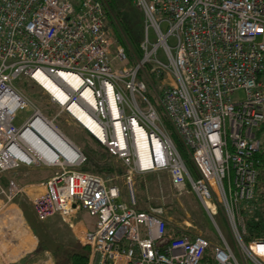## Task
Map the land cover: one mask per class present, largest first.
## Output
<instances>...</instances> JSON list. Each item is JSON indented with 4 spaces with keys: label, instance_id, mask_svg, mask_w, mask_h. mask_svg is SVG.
Instances as JSON below:
<instances>
[{
    "label": "built area",
    "instance_id": "2783aa9c",
    "mask_svg": "<svg viewBox=\"0 0 264 264\" xmlns=\"http://www.w3.org/2000/svg\"><path fill=\"white\" fill-rule=\"evenodd\" d=\"M133 3L143 28L141 55L129 61L120 40L103 29V0H0V175L49 165L23 140L43 117L15 85L29 80L54 117L70 116L123 169L127 200L114 176L80 171L82 155L56 164L45 191L31 200L40 221L57 215L70 223L79 210L95 219L92 230L78 234L86 264L97 256L98 264H241L221 235L219 214L250 264H264V241L245 244L241 237L264 124V0ZM25 107L31 114L16 126ZM156 171L167 173L179 195L190 192L211 220L220 236L211 262L201 261L209 245L201 234L172 238L162 207L136 210L135 178ZM20 192L12 180L0 186L7 203ZM184 223L183 230L192 229Z\"/></svg>",
    "mask_w": 264,
    "mask_h": 264
},
{
    "label": "rangeland",
    "instance_id": "374dc122",
    "mask_svg": "<svg viewBox=\"0 0 264 264\" xmlns=\"http://www.w3.org/2000/svg\"><path fill=\"white\" fill-rule=\"evenodd\" d=\"M107 2H109L110 5H112L111 2L116 4L115 5L116 9L113 8L114 14L117 12L118 14L121 15V17L125 21H127L130 24L133 23V26L136 24L139 25V23H140L139 20L140 19L142 20V15H141V12L138 9V7L133 3V0H103V4H104L103 29L105 30L107 36H109L112 40L116 39L114 27L112 25V22L114 20H113V16H112L113 14L109 13L107 10ZM134 17H136V19H137V17H139V19L136 20V19H134ZM140 31L142 33L141 28H140ZM114 66H116V63ZM15 85L17 88H19L20 91H23L24 95L34 104V106L39 110L40 114L48 122H50L51 125L58 132H60L66 139H68V141L72 145H74V147H76L80 151V153H81L80 155H82V157H84V154L85 155L90 154L92 156V159L95 161L99 160V162H103V160L105 159V160H107L106 162H112L114 164V167L117 166V167L122 169L120 162L118 160H116L115 158H113L107 151H105L104 148L100 144L99 145L101 146V148L99 146L93 144L94 148H96V150H98V153H89L87 151V148L84 147V145L82 144V142L78 141L75 137L82 135L84 138H86L88 140V137L90 138V136L83 129H81L79 127V125L70 116H68L66 114H61L58 117H54V114H55L54 112L56 111V109L52 108V107H50V105H48V101H47V97H46L45 93L36 83L34 84V82L22 79L20 82L17 81ZM31 111L32 110L29 107H25L22 110L18 111L17 115H16L17 119L15 121V125L20 126L22 124V122L27 117H29V115L31 114ZM67 132H69L70 135L67 134V136H66L64 134ZM75 133H77V134L75 135ZM258 137L260 139V142L264 143V131H262ZM174 143L176 144V146H178L177 142L174 141ZM102 156L104 157V159H100V158H102ZM24 168L32 170V173L37 172L38 171L37 169H39L42 172L41 177H46V176L48 177L50 174H52V172H54L55 170L58 169V166H56V164L55 165L41 164L40 166L33 165L32 167L20 166L19 169H24ZM16 170H18V168ZM13 171H9V172H6V173H3L2 175H0V181H1L0 186L5 187V185L3 183L4 178H6V180L11 179L14 183H16V181L18 183L19 182L23 183V180L26 177L22 176V175L15 177L14 174H15V172H18V171H14V172ZM103 176L104 177L105 176H110V177L114 176L115 180L111 183L119 185L120 189H122V193L123 192H124V194L127 193V190H126L125 185H124V179H123L122 173L118 175L117 173L113 172L111 174H106ZM137 177L142 178L143 179L142 181L144 184V186H138L137 180L135 179L136 182L134 180L135 194L140 196L139 202H140V205L142 208L146 207V209H149V208H155V207L160 206L164 209V211H168L169 209H171L173 211V214L170 216L168 215V216L170 218H172L173 221H174L173 218L176 215H178V214L181 215L179 212L185 213V215L187 216L186 219H188V217H190L192 215L191 212H195L197 214V210H199V208H198V202L195 199V197L190 192H182L181 195H179L178 192L173 187H171L167 173H165L163 171L162 172L156 171V172H151V173L141 175V176H137ZM13 178H15L16 181ZM143 204H144V206H143ZM26 212L29 214V218H33L32 220H34V221L37 220V219H35V217L32 213L33 211H31L30 209L29 210L26 209ZM242 218H243L242 220H243V225H244V229H245V219H244L245 217H242ZM215 220H216V222L220 228L222 237L225 239V241L227 242L229 247L233 250V253H234L236 259L238 260V262H240L241 264H245V262H247V264H250V261L247 259L245 254L238 250V248L240 249V246H239L240 242H239V240H236L235 236H232L229 233V230L227 228V225H226L225 220L223 219L222 215L221 214L217 215L215 217ZM182 221H185V220L182 219ZM175 222L176 221H174V224H175ZM202 222H204L205 226H207V223L209 224V231L213 235L212 239H213L214 243L217 244L219 242L220 236L218 235L217 231L215 230L211 220L206 217V218H203ZM33 223L35 224V222H33ZM188 223L191 224L190 222H188ZM37 224L38 223H36V225ZM192 230L196 233H200V234L202 233L201 228L199 226H196V225L194 227H192ZM245 232H246V229H245ZM87 257H88V255H87ZM87 260H88V258H87Z\"/></svg>",
    "mask_w": 264,
    "mask_h": 264
},
{
    "label": "crops",
    "instance_id": "0c3cea01",
    "mask_svg": "<svg viewBox=\"0 0 264 264\" xmlns=\"http://www.w3.org/2000/svg\"><path fill=\"white\" fill-rule=\"evenodd\" d=\"M19 168L14 170L18 171L14 176L22 175L26 178L23 183L13 179L21 192L8 203L5 198L0 197V264H71L67 261L66 252L68 255L84 252L78 234L80 231L92 230L95 219L87 212L79 210L71 217L70 223H66L57 215L40 221L33 210L31 200L45 191L43 183L51 174L48 177H41L42 172L39 169L32 173L30 169ZM9 180L4 178L5 186ZM120 190V199L124 201L127 199V193L124 194L122 189ZM26 209L33 211L37 220L29 218ZM165 218L167 221L171 219L166 214ZM184 222L187 221L177 225L183 228ZM98 263L97 256L93 264Z\"/></svg>",
    "mask_w": 264,
    "mask_h": 264
},
{
    "label": "trees",
    "instance_id": "16d2710c",
    "mask_svg": "<svg viewBox=\"0 0 264 264\" xmlns=\"http://www.w3.org/2000/svg\"><path fill=\"white\" fill-rule=\"evenodd\" d=\"M112 5H110L109 2H107V10L109 13H112L113 15V22L112 25L114 27V32H115V37L116 39H119L121 44L124 45V49L126 53L128 54L129 61H134V57L136 56L137 58L140 57L141 53L139 50V43L141 40V31L140 28H143V16L142 20H139V25H134L133 23H128L125 21L120 14L117 12L114 14L113 13V8L116 9V4L111 2ZM142 15V13H141ZM136 19V17H134ZM139 19V17H137ZM136 19V20H137ZM133 54V56L131 55ZM166 123V122H165ZM264 124L261 125V127L258 129L256 136L258 138L259 134L264 131ZM171 136L175 142L178 144V148L180 151H182L181 144L179 143L177 137L173 133V131L169 128ZM66 136L67 134L70 135L69 132L64 133ZM77 133H75L76 135ZM88 137V136H87ZM78 141L82 142L84 147L87 148V151L89 153H98V150L94 148L93 144L101 146L93 140L91 137H88V140L84 138L82 135L75 137ZM259 139V138H258ZM260 141V140H259ZM85 162L83 166L79 168L80 171L82 172H88V173H93L97 174L100 176L106 175V174H111L113 172L119 174H123V169L115 166L112 162H106L107 160L104 159L103 162H99V160L95 161L92 159V156L90 154H84ZM108 159V158H107ZM187 168L190 170L192 174H194V168L193 165L191 164L189 159L185 160ZM253 163H254V169L257 173V181H256V187L252 196V199L249 201H246L242 204V215L245 217V229L246 232L244 235H242V239L245 244H248L252 241H264V143L260 142L259 145V150L256 152V154L253 157ZM137 180L138 186H144L143 184V179L140 177L135 178ZM135 180V182H136ZM142 195V194H141ZM136 210L137 211H147L146 207H141L140 205V196L136 195ZM144 206V204H143ZM198 208L197 214L195 212H191V216L187 218L185 213L179 212L181 215H176L172 220L166 222L167 226V233L166 235L171 236L172 238L178 237L184 233L190 234V233H196L192 229H187L183 230L180 228L177 224L182 221V219L188 221L193 224L194 226H199L202 230L201 235L205 238V240L208 241L209 245L206 248L203 257H202V262H211L213 260V252H214V246L219 244L214 243L212 239V234L209 231V224L207 223V226L204 225L203 218H206L207 215L202 208V206L198 203ZM166 215H172L173 211L169 209L168 211H165ZM164 214V218H165ZM197 215V216H196ZM208 218V217H207ZM166 219V218H165ZM173 221V222H172ZM192 225V226H193ZM193 226V227H194ZM200 234V233H199ZM211 234V235H210ZM67 254V261H69L71 264H86L87 263V250L84 249L83 253H73V254Z\"/></svg>",
    "mask_w": 264,
    "mask_h": 264
},
{
    "label": "bare ground",
    "instance_id": "6f19581e",
    "mask_svg": "<svg viewBox=\"0 0 264 264\" xmlns=\"http://www.w3.org/2000/svg\"><path fill=\"white\" fill-rule=\"evenodd\" d=\"M37 80L44 88L59 96L57 89L49 80L42 76H38ZM72 111L79 116L75 109ZM82 121L86 122L83 119ZM23 138L24 142L46 164L72 163L78 157L76 148L69 141H65L64 136L43 117L37 116L32 121ZM22 158L27 161L32 159L26 155Z\"/></svg>",
    "mask_w": 264,
    "mask_h": 264
},
{
    "label": "water",
    "instance_id": "95a60500",
    "mask_svg": "<svg viewBox=\"0 0 264 264\" xmlns=\"http://www.w3.org/2000/svg\"><path fill=\"white\" fill-rule=\"evenodd\" d=\"M65 138V137H64ZM65 141H68V139L65 138ZM74 146V145H73ZM76 148V147H75ZM77 152H78V155H80V151L76 148Z\"/></svg>",
    "mask_w": 264,
    "mask_h": 264
}]
</instances>
